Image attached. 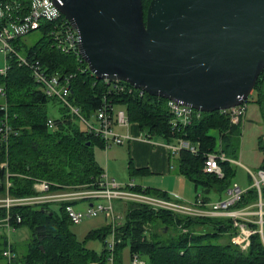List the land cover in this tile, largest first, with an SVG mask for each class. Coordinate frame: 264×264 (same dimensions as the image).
<instances>
[{"label": "trees", "instance_id": "obj_1", "mask_svg": "<svg viewBox=\"0 0 264 264\" xmlns=\"http://www.w3.org/2000/svg\"><path fill=\"white\" fill-rule=\"evenodd\" d=\"M149 2L142 0L144 16ZM17 44L25 48L26 54L39 60L50 74L73 76L69 100L85 119H90L107 97L114 106L124 107L128 121L137 124L147 136L167 143L185 139L197 145L198 155L181 151L176 166L179 174L193 183L196 190H201L204 203L211 202L208 198L211 193L222 199L232 185L234 169L231 163H220L223 177L219 178L203 172L204 155L219 152L220 139V151L235 159L241 134L240 122L233 125L228 116L216 111L201 113L199 119H193L187 126L174 124L167 100L146 93L139 96L137 92L108 95V85L96 79L80 57L52 48L46 35L30 46L21 40ZM8 65L7 73L0 75V97L3 99L0 127L6 123L16 135L11 134L7 145L0 141V196L4 194L5 165L11 175L9 195L12 197L30 195L33 179L70 187L89 185L98 180L103 170L95 160L94 147L104 149L103 140L83 131L76 124L77 117L65 107L59 118L52 119L53 128H49L47 104L50 99L42 93L27 68L20 67L13 58L8 60ZM254 90L256 95L252 102L260 107L264 122V74L258 78ZM260 169L264 170V159ZM136 190L140 191L139 188ZM144 192L167 199L164 193ZM262 192L264 197V189ZM256 200L255 189L249 188L236 207ZM59 212L58 216L49 206L14 208L11 226L15 229L28 227L30 239L22 249L8 245L7 238L0 235V260L3 262L2 254L8 248L14 254L11 264H106L110 256L113 264H121V251L128 247L130 259L137 254L145 264H264V247L259 234L251 235L246 252L240 251L230 242L229 235L234 229L229 218L188 217L132 203L124 223L115 230L114 237L119 242L113 252L104 248L101 255H97L75 240L67 230L70 221L62 208ZM16 215L21 217L20 223L15 221ZM4 216L0 209V220ZM249 227L257 229L255 224H249ZM110 228L92 231L87 239L103 240L110 235ZM222 237L226 241L217 242Z\"/></svg>", "mask_w": 264, "mask_h": 264}, {"label": "water", "instance_id": "obj_2", "mask_svg": "<svg viewBox=\"0 0 264 264\" xmlns=\"http://www.w3.org/2000/svg\"><path fill=\"white\" fill-rule=\"evenodd\" d=\"M51 1L98 80L213 113L264 74V0H150L145 16L142 0Z\"/></svg>", "mask_w": 264, "mask_h": 264}, {"label": "built area", "instance_id": "obj_3", "mask_svg": "<svg viewBox=\"0 0 264 264\" xmlns=\"http://www.w3.org/2000/svg\"><path fill=\"white\" fill-rule=\"evenodd\" d=\"M39 33L40 37L46 35L50 40L52 48L63 54H76L78 49L76 43V33L64 16L53 5L51 0H0V53L5 58V66L0 69V75L4 76L9 70L8 60L14 59L20 67H25L30 71L32 79L42 90V93L52 100L59 101L70 113L86 126V131L103 140L104 146L122 145L129 138L128 135H120L115 132L114 127H128L130 122L124 110H118L113 115L114 105L107 97L102 100L101 106L90 119H85L78 107L72 105L69 100L71 94L70 83L73 76H59L50 74L48 69L42 66L39 60L26 54L25 48L17 44L32 33ZM108 95L137 92L139 96L143 91L134 89L124 82L115 81L109 83ZM167 108L173 116L172 122L187 126L193 119H199L201 113L193 109L167 101ZM226 115L230 123L237 125L244 114V104L229 110L219 111ZM47 126L53 128L52 119L47 120ZM11 134L16 133L6 124L0 127V141L7 145ZM172 154L181 151L198 155V146L191 144L185 139H177L175 145H169ZM233 162L224 153L210 152L204 155L203 172L206 174L223 177L220 163ZM5 165L4 194L0 196V209L5 216L0 220L2 229L14 230L10 220L14 208H41L49 205H61L66 218L72 224H79L84 219L96 217L99 213H105L111 218V226L118 225L120 217L114 215L112 200H120L127 203L147 206L155 211L165 210L175 214L188 217L201 218H229L232 221L234 232L229 235L230 242L237 246L240 251L246 252L250 245V237L258 233L264 247V170H257L256 174L250 172L253 180L251 185L257 194V200L243 207H236L241 202L247 190L232 184L226 191L225 197L211 203L202 201L201 192L196 194L193 203H179L168 199L150 196L142 191H137L133 182L122 185L113 179H108L106 175H101L98 180L89 186L62 187L61 185L43 180H32V193L21 197L9 195V188L12 186ZM76 202H86L83 209H75L72 204ZM15 221L21 222V217L16 215ZM118 220V221H117ZM249 224L257 225L253 230ZM111 236V235H110ZM7 244L10 245L7 240ZM116 241L114 234L111 236V243L106 244V250L112 253ZM9 247V246H8ZM2 264H11L14 254L7 248L2 254ZM113 264L112 256L108 258ZM130 264H145V261L137 254L132 255Z\"/></svg>", "mask_w": 264, "mask_h": 264}, {"label": "rangeland", "instance_id": "obj_4", "mask_svg": "<svg viewBox=\"0 0 264 264\" xmlns=\"http://www.w3.org/2000/svg\"><path fill=\"white\" fill-rule=\"evenodd\" d=\"M39 38H40V34L34 32L28 35L26 38H24V43L26 46H30V45H33ZM4 66H5V58L0 53V69L4 68ZM255 95H256V90H253L247 102L245 103L244 107L248 110V112L250 111V107H249L250 102L252 101L253 98H255ZM2 103H3V99L0 97V104ZM62 108H64V106L59 101L50 99L47 104L48 118L49 119L59 118L61 116ZM124 109L125 108L122 106L115 105L113 109V115H115L116 111L124 110ZM76 124L79 125V127L83 131H86V126L83 123H81L77 118H76ZM249 125L250 124L245 125L244 139L241 145L239 146L236 157H235V159L238 162H240V165L231 163L234 169V176L232 179V184H237L239 187L243 189L247 187H251L253 183V180L249 172H247L245 168H248L252 173L256 174L257 170H259L261 167L262 160L264 159L263 129L260 127L258 129L257 127L254 126V124H251L250 126ZM116 131L117 133H120V134L124 133V132L122 133L121 129H118V128H116ZM213 134L215 133L213 132ZM157 141L160 142V139H154V142H157ZM125 149H126L125 146H114V145L112 146L111 145V147L107 146L104 149H100L97 146H95L94 147L95 160L100 167H102L103 160L104 161L106 159H111L112 161L115 160L114 166L116 167V170L119 176L124 177L121 179L114 178L116 181L126 180V182H129V180H134L133 184L134 186H136V188L137 186H143L144 184L140 180L139 176L131 175L128 170H126V172L123 174L122 170L120 169L122 166H126L129 161L128 158H126V156L123 153ZM118 152H119V155H118ZM177 160H178V157H174L172 158V161H171L174 165V170H175V164ZM172 172L173 170H171L170 173L173 174ZM174 178L175 176H170L169 178H165V181L161 182V185L163 187H166L167 191H169V188H170L169 193L174 192L182 199L192 202L197 192L198 193L201 192L200 189L196 190L194 186H192L187 179L179 178V181L174 182ZM89 185H82L80 187H85V186L87 187ZM61 186L71 188L68 185H61ZM142 190L140 189V191ZM148 195L154 196V194H148ZM208 198L210 199L211 202H216L219 199L218 196L214 193L209 194ZM111 204L113 206L114 215L120 217L118 225H116L114 228L111 226L112 221H111L110 216L106 215L105 213H99L96 217L84 219L79 224L69 223L68 228H67L69 233H71L74 236L77 242L83 243L86 249L94 251L97 255H101L103 249L106 248V244L111 243V236L113 234L115 236L116 228L124 223L125 217L128 213V209L132 203H127V202H123L120 200H112ZM86 205H87L86 202H76L72 204V206L75 209H83ZM49 208L52 211H55V213L58 216L61 214L59 212V209L62 208L61 205H57V206L49 205ZM108 226H111L110 228L111 236L108 235L103 240L87 239V236L92 231H97V230H100ZM145 228H147L149 231V228L147 226H145ZM0 235L5 236L11 245H16L19 248L24 249V247L26 246V244L28 243L30 239V229L28 227L14 229V230H7V229L0 228ZM115 241L116 243L119 242L116 240V238H115ZM225 241H226V238L222 237L217 242L224 243ZM22 252L24 253V251ZM21 255L22 254H20V256ZM120 260H121V264H130V254H129L128 247H125L124 249H122ZM0 264H2L1 260H0ZM90 264H95V263H90ZM106 264H110L108 259H107Z\"/></svg>", "mask_w": 264, "mask_h": 264}, {"label": "crops", "instance_id": "obj_5", "mask_svg": "<svg viewBox=\"0 0 264 264\" xmlns=\"http://www.w3.org/2000/svg\"><path fill=\"white\" fill-rule=\"evenodd\" d=\"M252 100H254V98ZM249 107H250L249 112L244 107V114L240 119L241 134H240L239 146L241 145L244 139L245 125L254 124V126L257 127L258 129L259 127L262 128L264 132V122H263L261 110H259L260 107L252 101L250 102ZM116 128L121 129L122 133L124 132L123 134L120 133L118 134L123 136L124 135L129 136V138L125 140L122 145H119V146H125L126 149L124 150L123 153L126 156V158H128L129 160L128 164L126 166H122L120 169L122 170L123 174L126 172V170H128L131 175L139 176L140 180L144 185L137 186V188L141 190L142 189L151 190V191H157L159 193H164L166 194L168 200L179 203L189 204L195 201L196 195L194 196L193 201L189 202L182 199L174 192L169 193L170 188L169 191H167V188L161 185V182L165 181V178H169L170 176H175L174 182L179 181V178L186 179V177L178 173L176 166L177 162L175 164V170H174V165L171 162L172 158L179 156V153L172 154L169 145H175L177 140L167 143L160 138H151L147 136L144 132H141L138 125L135 123H130L128 127H116ZM116 128L114 127V130L117 133ZM214 133H215L214 135L216 136L217 135L216 132ZM154 139H160V142L159 141L154 142ZM220 145H221V140L219 139L217 146L218 151H220ZM109 147H111V145ZM104 148L106 147L104 146ZM228 159L232 160L233 161L232 163L240 165V162H238L236 159H232V158H228ZM114 164H115V160L113 161L111 159H106L105 161L103 160L102 167L99 166L103 170L102 174L106 175L108 179H113V180H115L114 178H120V179L124 178L119 176ZM129 166L131 167L129 168ZM245 169L247 170V172L249 173L251 172L248 168ZM171 170H173L172 172L173 174L170 173ZM157 177L160 180V182L157 179ZM116 182L125 185L129 182L134 183V180H129V182H126V180L116 181ZM190 184L194 186L193 183L190 182ZM248 188L249 187L245 189ZM224 197L225 195H223L222 198Z\"/></svg>", "mask_w": 264, "mask_h": 264}]
</instances>
